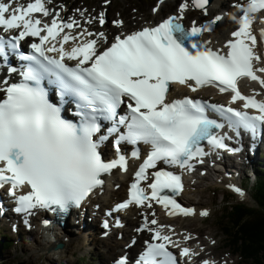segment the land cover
Segmentation results:
<instances>
[{
    "label": "snow or ice",
    "instance_id": "snow-or-ice-1",
    "mask_svg": "<svg viewBox=\"0 0 264 264\" xmlns=\"http://www.w3.org/2000/svg\"><path fill=\"white\" fill-rule=\"evenodd\" d=\"M192 3L206 10L209 0ZM187 8V3L181 4V14ZM262 11L264 0H247L226 54L214 51L199 39L211 30L210 24L196 26L194 22L186 28L180 22L182 15L171 16L155 27L123 38L118 36L109 48L98 53L96 40L84 41L66 51L68 41L77 37H61V33L65 28L72 29L74 22L54 18L48 24L34 18V13L50 14L45 0H34L26 7H12V3L0 0V27L5 31L20 30L13 37V48H18L19 41L27 36L39 37V43L31 44L35 54L21 57L30 61L21 73V82L4 81L7 86L0 88L5 94L0 99V186L10 184L14 196L18 189L30 188L27 194L17 197L16 211L30 214L38 207L66 211L72 205L79 206L102 186L104 174L118 167L126 170L123 155L112 161L102 158L100 142L107 137L99 134L100 121L104 120L113 122L109 133L119 131L118 125L125 127L117 146L120 142H143L150 146L147 158L135 172L129 200L118 207L135 204L151 208V202L156 201L171 209L169 215L194 214L193 209L182 208L171 196L163 194L165 190L182 191L180 175L163 168L151 173L149 170L161 163L191 169L190 161L207 155L201 147L203 141L214 149L227 148L226 136L214 131L225 125L209 118L208 108L220 113L237 136L241 128L255 134L258 127L264 126V100L256 99L260 93L245 96L238 87L239 81L247 78L264 88V76L258 74H264V67L257 66L262 58L255 51L257 36L252 32L255 14ZM261 19L264 22V17ZM260 38L264 40V29L260 30ZM57 40L59 47L51 43ZM46 44L50 46L45 47ZM51 52H57L59 58L47 54ZM3 55L0 39V56ZM65 59L76 61V66L69 67ZM45 80L56 87L61 97L76 100L78 124L62 117L61 108L49 99ZM176 83L193 92L208 86L219 87L221 93H232V103L244 101L245 111L206 105L188 97L169 101L171 85ZM125 103L128 114L118 117L117 109ZM247 109H254L257 114L250 115ZM150 177L151 183L141 186ZM234 190L242 197L245 195L239 188ZM151 224L157 221L153 219ZM144 227H148L147 222ZM152 231L153 239L161 242L148 244L137 264H176L167 247L172 243L170 236L160 230ZM189 254L190 249L182 250L181 255ZM117 264H127V260L120 259Z\"/></svg>",
    "mask_w": 264,
    "mask_h": 264
},
{
    "label": "rangeland",
    "instance_id": "rangeland-1",
    "mask_svg": "<svg viewBox=\"0 0 264 264\" xmlns=\"http://www.w3.org/2000/svg\"><path fill=\"white\" fill-rule=\"evenodd\" d=\"M57 1H65L72 6H75L78 2H84L89 4L90 6H99L98 4L95 5V3L98 2V0H52V2ZM101 1V0H99ZM105 3L108 2V0H102ZM104 3V5H105ZM155 0H111L109 6V12L113 11H121L122 16H124V12L127 13H134L135 11H138L139 14L150 12L149 9L152 5H154ZM175 3L172 6H169L173 10ZM91 7L90 10H94L95 12L98 10L97 7ZM83 9V8H82ZM197 15H200V13H197ZM209 183H213V180L210 179H202L199 183V185L191 187V194L193 195V199H191L194 203H199L201 206L210 207L207 215L204 216H189L185 218H179L176 219L177 223H180L181 226H183L184 229H189V231L192 232V236L200 238L198 230H204L205 234L202 235L200 239H197V242L200 240L204 242L205 247L203 248L204 252L207 253L209 251H212L214 254L218 255L222 258V260L226 264H248L247 262L240 261L237 254L234 253L233 250L227 247V243L225 242V239L219 230L215 218L219 217L221 214V205L223 204V201H219L222 198V193H225L224 191H217L216 195L214 194V191L208 190L206 187ZM212 188V187H211ZM208 192V193H207ZM226 194V193H225ZM229 196L228 194H226ZM216 198V199H215ZM210 199H215L211 201ZM218 199V200H217ZM245 203L248 205H255L252 198H246ZM1 230L3 228L1 227ZM7 236H13L12 233L9 232L8 229L3 230ZM207 234L213 236V241L210 242L209 237ZM38 238V241H33L35 244V248L33 251L27 248L25 252H22L18 243L19 241L24 238L26 241H28L27 235L25 237L20 234V237L17 238V236H14L13 239V250L8 249L6 253L1 257L0 254V264H42V261H44V256L47 255L48 257H55L57 259V262H59L61 259L69 261L71 264H108V261L114 257V254L107 253L108 248V241L98 243L97 241H88L85 244H83L80 249L82 252L79 251V248L77 247V244L70 245L67 250L60 254L59 256H54L52 253L47 252L46 246L41 240L40 236L36 234ZM94 244L95 248H92L91 245ZM214 249V251H213ZM230 249V250H229ZM75 252V254H73ZM79 254H85L87 255V260L84 263H79L77 256ZM34 259H37L36 261H33ZM48 260V259H47ZM46 264H56L55 262H52L51 260L45 261ZM262 263H264V260H262ZM61 264H64L63 262Z\"/></svg>",
    "mask_w": 264,
    "mask_h": 264
},
{
    "label": "bare ground",
    "instance_id": "bare-ground-1",
    "mask_svg": "<svg viewBox=\"0 0 264 264\" xmlns=\"http://www.w3.org/2000/svg\"><path fill=\"white\" fill-rule=\"evenodd\" d=\"M48 1L49 0H47V2ZM182 2H185V1H182ZM158 3L162 5L161 8H160V10H159V12L158 13H154V14L152 12L151 13H146L145 14V17L143 19H153V20H155L160 14L163 13V7L172 6L174 4V2H170L168 0L164 3V5L161 2H158ZM226 3H227V0H214V3H212L208 7H206V10L205 9H201V11H200L201 12L200 17L201 18L203 17V19H207V18H209V17H211L213 15H218V17L222 18L221 19V22L215 27L213 33H215V32H226V29L225 28L230 25V23L229 24H226V22L229 21V16H231L230 15V12H229V9L226 7ZM187 4H188V9H187V11L184 12L185 13V16H187V17L188 16H193V13L195 12V10H193L190 2H188ZM178 5L179 4L177 3L176 8H175V13H177ZM222 9L224 11H227L228 12L224 16H223L224 13L222 14ZM101 12H105V9H102ZM124 16H133V17H135V19H138L139 18V17H136L137 15L135 13H131L130 15H129V13H126ZM126 24H128L127 20H126ZM225 25H227V26L224 28ZM262 137L264 138V135H262ZM261 156L263 158L264 157V153H262ZM259 157H260V154L257 153L254 158L255 159H258ZM245 164L246 163L244 161H241V160H238V161H230L228 163V165H224L223 170L228 173V176L229 177L237 178V177H239L241 175V172H240L239 169L242 168ZM258 171L259 170H256L257 173H258ZM189 191H190V189H189ZM189 191L184 192L182 194V197H185L187 194H189ZM113 198L114 197H106V198H102L103 200H101V199H95L94 197H91L90 200H92V202L95 203L94 206H97L98 207V211H99V210L107 207L108 205H111L110 202H111V200ZM191 198L193 199L194 197H191ZM84 204H85V201H84ZM85 208H86L85 211H86V214H87L88 209H87V206L86 205H85ZM193 208H195V207H193ZM196 210H197V208H195V211ZM3 215L6 218L5 221H4V223H3V225H2L3 230L6 229L7 220L8 221L9 220L12 221L15 225H18V226L22 227V229H23V225L21 224L20 220L13 219L11 216H9L5 212L3 213ZM189 216H196V217L197 216H201V207H199L198 212H195L193 215H187L186 217H189ZM82 219H86V215L82 216ZM74 221H76V220H74ZM182 227L183 226H181V225L179 226V228L176 227L175 230L173 231V233H175L177 236H180L179 234H182L183 237H191V238H194V240L191 241L192 243H195L197 241V239H200L202 237V235L205 234V231L204 230H198L199 234H202V235H200V238H199V236L198 237H195V236H192V232L189 231V229H187V231H185L184 233H182V229H183ZM80 236H81V239L79 240V244L80 245H83L84 244V241L82 239L83 237H82V235H80ZM207 236L209 237V234H207ZM51 237H53V236H51ZM6 238H7V235L5 233L4 236L2 237V241H4ZM211 238H212V236L210 235V239ZM13 239H14V237L10 235L9 236V243ZM32 239H35V238L33 236L30 238V234H28V241H26V239H24V238H22L19 241L18 245H19V247H20V249H21L22 252H25L27 250V248L30 249L31 251L34 250L35 244L32 241ZM56 239L58 241H60V243L62 244V239H60L57 236H56ZM72 239L74 241H77L78 240L76 236H73ZM115 243H119V245H121L120 242H115ZM44 244H46L45 246L48 247V248L50 246H52V247H50V248H52V250H54V248H56L51 243H47V242L44 241ZM203 245L204 244L202 243V244H200L198 246H195V248H197L196 251H199L198 248L201 249L203 247ZM237 246H238L237 243L231 242L229 248L231 250H233V249L236 250ZM8 249L13 250V247L12 246H9ZM213 251H214V249H213ZM50 253L54 254L53 252H50ZM1 257H2V255H1ZM36 260L37 259H34L33 261H36ZM50 260L52 262H55L56 264H61L62 262L64 264H71L69 261L64 260V259L63 260L61 259L59 262H57V259L55 257H48L47 255L44 256V261H42V264H46L45 261H48L49 262Z\"/></svg>",
    "mask_w": 264,
    "mask_h": 264
},
{
    "label": "trees",
    "instance_id": "trees-1",
    "mask_svg": "<svg viewBox=\"0 0 264 264\" xmlns=\"http://www.w3.org/2000/svg\"><path fill=\"white\" fill-rule=\"evenodd\" d=\"M252 197L258 205L256 210L252 207H233L227 211L228 214H223L220 224L228 238V245L237 243L236 250L241 257L251 260V264H264V182L259 183ZM2 242L7 244L5 240ZM3 250L0 245V254Z\"/></svg>",
    "mask_w": 264,
    "mask_h": 264
}]
</instances>
